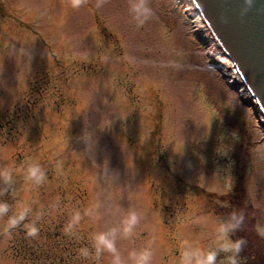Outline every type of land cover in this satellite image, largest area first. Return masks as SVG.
Wrapping results in <instances>:
<instances>
[{
  "label": "rangeland",
  "instance_id": "374dc122",
  "mask_svg": "<svg viewBox=\"0 0 264 264\" xmlns=\"http://www.w3.org/2000/svg\"><path fill=\"white\" fill-rule=\"evenodd\" d=\"M193 20L178 0H0V264H111L92 240L111 228L122 264H227L219 228L240 214L238 264H264L263 129Z\"/></svg>",
  "mask_w": 264,
  "mask_h": 264
},
{
  "label": "water",
  "instance_id": "95a60500",
  "mask_svg": "<svg viewBox=\"0 0 264 264\" xmlns=\"http://www.w3.org/2000/svg\"><path fill=\"white\" fill-rule=\"evenodd\" d=\"M187 1L192 14L204 18L264 117V0H192L195 6Z\"/></svg>",
  "mask_w": 264,
  "mask_h": 264
},
{
  "label": "clouds",
  "instance_id": "9594fccd",
  "mask_svg": "<svg viewBox=\"0 0 264 264\" xmlns=\"http://www.w3.org/2000/svg\"><path fill=\"white\" fill-rule=\"evenodd\" d=\"M84 0H72L74 7H79ZM0 175L6 179H10V174L7 171L0 172ZM28 176L39 180L42 176V172L36 166L28 169ZM8 211L7 204H0V216H3ZM25 212H21L19 216L9 217L8 228H15L25 218ZM235 216V213H233ZM80 220V215L77 213L72 220V223L65 229L69 232L72 229L73 224ZM243 222V215L240 214L238 223L235 225H221L219 228L220 236L218 237L219 250L225 253H231L226 257L227 264H238L237 257L243 250L246 241L241 237L236 240H232L228 233L229 231L239 230V225ZM138 223V217L135 212H130L127 217L122 221V234L125 238L130 237L133 233L135 225ZM27 229V235L35 237L38 234V229L35 223L26 224L24 226ZM116 228H111L107 232H99L92 236L93 246L96 250V256L99 257L101 252L107 251L112 256L111 264H122L121 255L116 248ZM257 233L264 236V229L257 226ZM81 256L87 258L89 251L87 248H81L79 250ZM217 252L208 250L205 251L200 248L194 250H184L181 252V264H216ZM152 253L148 249H142L140 251H131L129 253V259L132 264H150Z\"/></svg>",
  "mask_w": 264,
  "mask_h": 264
},
{
  "label": "bare ground",
  "instance_id": "6f19581e",
  "mask_svg": "<svg viewBox=\"0 0 264 264\" xmlns=\"http://www.w3.org/2000/svg\"><path fill=\"white\" fill-rule=\"evenodd\" d=\"M178 1H180V3H183V7L185 8L188 15L192 14L187 0ZM192 16L194 18L192 22L194 24V31L197 34L196 36H198L203 43V46L205 47L207 52V56L213 64V68L220 72L223 79L226 80L227 86H229V88L237 94V97L239 96L238 98L242 102V104H245V106H249L251 108V114H255L256 119H259V123L263 129L262 131L264 136V117L257 107L247 87L245 86L243 80L241 79L239 74L235 72V70H233L234 68L231 67L230 60L222 52L219 45L208 30L207 26L204 24V22H202V20H200V15L198 13H195L192 14Z\"/></svg>",
  "mask_w": 264,
  "mask_h": 264
},
{
  "label": "trees",
  "instance_id": "16d2710c",
  "mask_svg": "<svg viewBox=\"0 0 264 264\" xmlns=\"http://www.w3.org/2000/svg\"><path fill=\"white\" fill-rule=\"evenodd\" d=\"M48 255V254H47ZM47 257V256H46ZM48 257H49V255H48Z\"/></svg>",
  "mask_w": 264,
  "mask_h": 264
}]
</instances>
